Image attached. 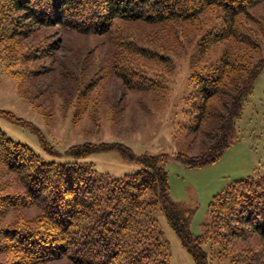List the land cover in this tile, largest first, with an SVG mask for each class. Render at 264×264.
I'll use <instances>...</instances> for the list:
<instances>
[{"label":"rangeland","instance_id":"rangeland-1","mask_svg":"<svg viewBox=\"0 0 264 264\" xmlns=\"http://www.w3.org/2000/svg\"><path fill=\"white\" fill-rule=\"evenodd\" d=\"M221 13L210 7L187 22L117 19L105 34L55 24L31 29L4 58L5 63L0 62V109L22 120L2 115L0 129L44 161L72 160L68 152L76 148L81 155L88 146H111L77 160L114 177L140 168L136 157L159 155L171 198L192 207L190 231L202 234L213 197L264 167V69L244 100L235 123L236 137L222 155L201 167L175 160L176 152L195 157L210 150L217 140V124L227 112L214 96L207 105L218 116H198L196 102L200 104L201 96L195 92L191 72L210 70L231 48L247 62L264 58V0L251 9L252 17L238 22L257 49L230 41L209 48L201 44L204 33L221 22ZM1 47L5 45L0 43ZM16 191L21 188L12 183L5 192ZM38 212L32 207L3 214L0 231L20 227V220L28 222ZM158 218L166 264H196L164 216ZM205 242L208 264H244L253 253L264 252L259 237H230L224 251L211 234ZM12 257L0 254V264H15ZM40 264L73 263L60 258Z\"/></svg>","mask_w":264,"mask_h":264},{"label":"trees","instance_id":"trees-1","mask_svg":"<svg viewBox=\"0 0 264 264\" xmlns=\"http://www.w3.org/2000/svg\"><path fill=\"white\" fill-rule=\"evenodd\" d=\"M262 1L0 0V43L5 45L0 49V62L5 63L4 58L12 54L19 39L35 27L55 24L105 34L117 19L187 22L210 7L221 10V22L204 33L201 44L209 48L230 41L257 49L256 41L240 31L238 22L241 17H252L251 9ZM232 51L227 49L210 70L191 72L195 92L201 96L200 104L196 102L198 116L211 113L207 103L214 96L227 112L217 124L215 144L205 154L188 157L176 152L175 160L187 167L215 162L233 142L244 100L264 69V58L247 62ZM11 73L18 75L15 70ZM215 113L210 117L218 116ZM2 115L22 121L9 110L0 109ZM110 147L88 146L84 154ZM77 150L68 152L72 160L44 161L0 129V218L32 207L39 211L28 222L20 220L22 226L0 231V254H13L15 264H40L60 258L73 264H166L160 215L196 264H208L203 246L209 234L223 251L229 238L236 235L264 241V167L231 182L215 195L204 232L194 235L190 231L193 209L171 198L168 174L159 155L136 157L140 168L114 177L78 161L84 154L79 155ZM12 183L19 184L21 192L6 193ZM244 264H264V252L253 253Z\"/></svg>","mask_w":264,"mask_h":264}]
</instances>
